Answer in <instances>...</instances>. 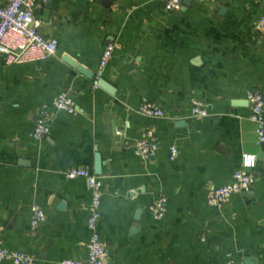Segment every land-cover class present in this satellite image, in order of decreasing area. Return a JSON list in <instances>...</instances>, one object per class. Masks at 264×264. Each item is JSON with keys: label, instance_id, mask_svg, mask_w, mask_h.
<instances>
[{"label": "crops", "instance_id": "crops-1", "mask_svg": "<svg viewBox=\"0 0 264 264\" xmlns=\"http://www.w3.org/2000/svg\"><path fill=\"white\" fill-rule=\"evenodd\" d=\"M37 1L40 31L59 49L12 65L0 53V246L34 255L36 264L86 260L92 193L86 178L66 172L95 173L100 152L99 232L111 264H264V143L247 98L254 89L264 94V0H183L173 10L166 0H50L47 19V0ZM108 43L115 50L102 78L113 93L64 60L95 75ZM62 91L78 112L56 113L49 135L35 139L41 108L52 112ZM195 100L207 116L192 115ZM147 103L166 115H144ZM149 132L160 149L144 160L134 149ZM245 155L257 159L253 191L211 207L210 191L233 179ZM161 195L168 212L157 220L149 205ZM34 203L47 214L38 229Z\"/></svg>", "mask_w": 264, "mask_h": 264}, {"label": "built area", "instance_id": "built-area-1", "mask_svg": "<svg viewBox=\"0 0 264 264\" xmlns=\"http://www.w3.org/2000/svg\"><path fill=\"white\" fill-rule=\"evenodd\" d=\"M211 1V0H205ZM168 9H179L183 0H166ZM38 5L37 0H4L0 5V53L5 55L6 63L24 64L48 60L57 55L59 41L56 38H48L40 31V20L35 15ZM260 26L264 27V16L260 20ZM115 50L114 43H108L105 47L100 67L95 74L94 85L98 86L99 79L102 78L105 69L113 58ZM247 98L252 107L250 119L257 125L258 141L264 143V94L258 89L249 91ZM67 112L76 114L77 101L69 91H62L53 105V113L49 106H43L36 119L32 136L41 140L44 139L52 129V124L56 119V113ZM141 111L146 116L164 117L166 112L155 103H147L142 106ZM192 115L204 117L208 115V110L203 102L195 100L192 106ZM160 149L158 137L154 133H147L138 139L135 145V154L144 159H154ZM172 161L178 157V148L170 147ZM256 156L245 155L242 166L237 169L233 179L222 186L215 187L208 195V203L213 208H222L232 196L245 195L253 191L256 185V176L252 169L256 167ZM1 163V157H0ZM68 179L84 177L88 181L92 193L89 208L88 227L91 236L88 242V252L86 260L65 258L59 264H111V254L102 240L99 232V222L102 213V202L104 196V181L101 176L96 175L89 168H71L66 172ZM149 210L157 220H163L168 212V198L161 195L154 199L149 205ZM47 220L44 208L34 203L32 205L31 225L33 229H38ZM36 264L37 258L29 253L10 250L0 246V264ZM221 264H236L233 259L224 261Z\"/></svg>", "mask_w": 264, "mask_h": 264}, {"label": "water", "instance_id": "water-1", "mask_svg": "<svg viewBox=\"0 0 264 264\" xmlns=\"http://www.w3.org/2000/svg\"><path fill=\"white\" fill-rule=\"evenodd\" d=\"M45 18H49L51 11H50V0H47V7L45 9ZM64 60L69 63L71 66L75 67L78 69L80 72L85 74L88 77L94 78V73L89 71L84 65H82L79 61L75 60L74 58L70 57L69 55H66ZM98 86L103 87L107 89L110 92H115L114 87L110 85L105 79L101 78L98 81ZM261 158H264V153H261L260 155ZM104 173V159L103 156L100 152L96 153V160H95V174L96 175H103Z\"/></svg>", "mask_w": 264, "mask_h": 264}]
</instances>
